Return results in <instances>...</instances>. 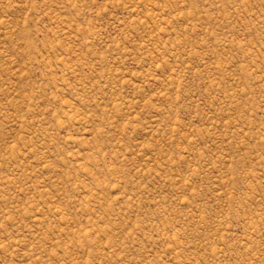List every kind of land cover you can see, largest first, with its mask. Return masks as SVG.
<instances>
[{
    "label": "rangeland",
    "instance_id": "obj_1",
    "mask_svg": "<svg viewBox=\"0 0 264 264\" xmlns=\"http://www.w3.org/2000/svg\"><path fill=\"white\" fill-rule=\"evenodd\" d=\"M0 264H264V0H0Z\"/></svg>",
    "mask_w": 264,
    "mask_h": 264
}]
</instances>
